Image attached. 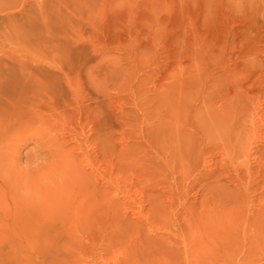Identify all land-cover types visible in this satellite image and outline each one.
I'll use <instances>...</instances> for the list:
<instances>
[{"label":"rangeland","instance_id":"rangeland-1","mask_svg":"<svg viewBox=\"0 0 264 264\" xmlns=\"http://www.w3.org/2000/svg\"><path fill=\"white\" fill-rule=\"evenodd\" d=\"M0 58V264L264 253V0H0Z\"/></svg>","mask_w":264,"mask_h":264},{"label":"bare ground","instance_id":"bare-ground-1","mask_svg":"<svg viewBox=\"0 0 264 264\" xmlns=\"http://www.w3.org/2000/svg\"><path fill=\"white\" fill-rule=\"evenodd\" d=\"M2 63H4V62H3V60L0 58V65H1ZM241 252H242V250H238L237 253H236V252H232V253H231L232 261H234V264H242V263H240V261H237V259H238V257L240 256ZM248 253L251 255L250 252H248ZM248 253H247V256H246V260H247L248 257H249ZM253 253H255V252H253ZM257 256H258V259H257V260L252 261V262H246V261H244L243 263H244V264H262V263H264V253H263V252H258V253H257ZM228 259H229V257H228Z\"/></svg>","mask_w":264,"mask_h":264}]
</instances>
